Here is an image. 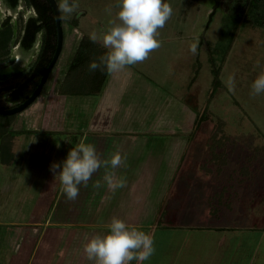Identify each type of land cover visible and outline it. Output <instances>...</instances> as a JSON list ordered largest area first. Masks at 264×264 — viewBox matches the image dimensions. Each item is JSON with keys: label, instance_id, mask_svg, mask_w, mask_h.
Listing matches in <instances>:
<instances>
[{"label": "crops", "instance_id": "0c3cea01", "mask_svg": "<svg viewBox=\"0 0 264 264\" xmlns=\"http://www.w3.org/2000/svg\"><path fill=\"white\" fill-rule=\"evenodd\" d=\"M190 53L192 63L186 72L187 81L181 83V91L167 86V92L160 89L161 84L165 86L164 81L170 73L160 76L157 81L153 76L140 70L141 75L129 66L119 73L108 75L101 93L95 95L98 97L94 110L86 121L65 119L57 126L60 131L34 134L36 141L42 143L41 149L50 154L54 162L64 160L69 149L79 142L71 133L78 128L89 129L85 133L88 142L95 144L101 154L113 146L115 151L126 155L125 163L116 169L117 174L126 177V186L113 194L108 191L102 178V187L95 189L93 178L87 188L81 186L77 200H85L93 192V199H96V193H100L104 198L106 195L107 200L102 202L103 199L98 198L93 204L94 211H86L91 213V218L62 221L64 223L61 224L81 223L71 229L82 233L91 229L92 232L88 234H92L96 229L106 231V225L116 216L132 227L140 226V230L152 236L155 248L154 255L143 264H264V161L255 165H238L239 157L230 168L232 159L228 157L226 164L215 162L216 158L210 157L206 147L200 152L201 157L189 165L186 153L195 147L194 142L199 143L194 135L189 136L198 112V48L196 55ZM21 63L20 54L14 51L0 73L2 81L18 75L23 68ZM178 86L181 87L180 83ZM88 96L93 95L65 94L61 100L72 110L79 106L85 108L90 101L85 98ZM191 102L197 106L195 109L190 108ZM109 128L113 132L106 131ZM145 133L148 139L144 137ZM205 139L207 143H204L208 144V138ZM180 153L182 156L178 158ZM188 168L192 169L194 180L192 178L191 183L187 182L190 185L180 188L179 181L188 177ZM42 171L43 175L44 169L39 174ZM146 175L149 176L147 182ZM55 193V209H47L45 217L38 224L41 226L35 223L31 225L32 239L28 242L20 229L33 221L29 218L26 221L18 220L16 215L0 217V264H29L32 259L20 262V254L25 251L26 244L30 245L28 255L33 254V245L39 238L38 248H43L42 240L48 242L45 233L52 228L44 223L52 224L49 219L52 211L53 216H62L73 206L76 214H79L80 209H76L75 204H81L76 200H66L61 193L60 182ZM102 206L105 207L106 219L95 220L97 216H102V209L99 211ZM17 222L21 223L18 231L12 229L8 233L4 230L5 224ZM43 225L44 230L41 231ZM57 248L58 254L68 250L65 246L57 245ZM61 248L64 250L60 251ZM79 248L83 250V246ZM49 252L47 260L56 262V258L52 257V248H49Z\"/></svg>", "mask_w": 264, "mask_h": 264}, {"label": "rangeland", "instance_id": "374dc122", "mask_svg": "<svg viewBox=\"0 0 264 264\" xmlns=\"http://www.w3.org/2000/svg\"><path fill=\"white\" fill-rule=\"evenodd\" d=\"M74 2L78 5V8L71 16L65 17V14L60 11L64 36L67 37L68 33L71 32L73 36L86 34L91 37L95 33L97 41L100 42L102 31L107 26L109 20L115 16L118 0H74ZM165 2L170 4L173 11L171 18L165 26L159 29L157 39L160 41L161 46L157 50L152 51L144 62L133 65L132 68L138 72L141 70L142 73L153 76L157 81V78L160 76L164 77V75L170 73V76L166 77L165 81L161 77L165 86L161 84L159 86L160 89L167 92V86L174 91H181V83L187 81L186 72L192 63L190 48L198 37L200 45L198 47L197 103L198 113H203L206 119L197 128L192 126L189 133L190 138L191 135H194L195 139L199 140V143L194 142L193 146L195 145V147L186 153L189 157V165L201 157L200 152L203 148L206 149V147L208 148L210 157L216 158L215 162H225L226 164L228 157L232 159L233 161L229 165L230 168L234 166V160L239 157L238 165H255L256 163L263 162L264 93L255 97L250 93L252 81L261 71V68L257 66V61L260 62V65H264V28L245 25L238 29L231 48L221 66V84L212 92V74L210 72V63L207 59L208 47L205 42H208L210 47H212L220 37V31L224 23V14L227 12L225 0H165ZM216 5L217 7L215 8ZM109 9H111V12H109ZM211 11H215V13L212 21L207 26ZM73 21H75L76 26L72 24ZM39 38L40 36L37 37L35 47L30 51L21 54V52L15 49V53L21 56L23 68L20 75L5 80L3 82L4 86H15L24 78L28 62L34 58L32 55L36 53V49L39 46ZM64 42L66 43V41ZM68 53L71 52L64 45L60 62L56 65L45 84L44 91L22 111L9 116L11 119L9 131L14 136L12 148L14 149L15 157L10 165L0 162V217L4 215V218H7L8 215L11 217L16 215L18 216V220L26 221L29 218L30 221H33L29 225L24 224L26 226L23 225L24 228L22 229L19 227L21 226L19 222L13 225H9V223L5 224L4 230L8 233L13 230L18 231V229L22 233L24 232V237L27 239L26 242L32 239L30 238L32 233L31 225L35 223L37 226H41L38 224L45 217L47 209H55V192L59 184L58 176L54 177V173L50 171V167L55 159H50V154H46L45 150L41 149L42 143L36 141V135L40 133L45 134V132L48 133L50 131H60V128H57V126L64 123L65 119L86 121L93 112L95 100L98 97L95 95L85 97L90 100L85 108L79 106V108L74 107L70 110L71 106L61 100L65 94L61 96L60 93L55 92V88L58 87L57 82L62 76L61 70H64L66 58L69 56ZM230 78H234L235 80L234 91H229L228 81ZM179 83L180 88L178 86ZM0 94V104L2 106H9L11 103L8 100L9 91H6L5 94L0 92ZM191 104V109L197 107L192 102ZM111 129L109 128L106 131L113 132V129ZM76 130V132H71L72 136L76 140H80L89 129L78 128ZM35 133L36 135H34ZM58 133L61 134V132ZM213 134L216 135L212 136ZM164 136L165 134L162 137ZM105 137L108 138L109 136ZM144 137L146 139L149 138L147 135ZM206 137L208 138V144H206ZM113 151H115L114 147H109L106 149V152L101 154L102 158H107L109 153ZM172 154L175 155V153ZM181 156L182 153L178 154V158ZM62 161H56L55 163L59 164ZM43 169L44 174L42 175L43 171L39 174ZM262 169H264V166ZM191 170V168H188V177H184L182 178L183 180L179 181L181 183L179 184L180 188L184 187V185H190L193 178ZM103 171L104 169L99 170L97 175H94L95 182L101 181L104 174ZM117 175L125 177L124 175ZM147 177L149 178V176L146 175V182ZM46 179L47 182L45 183ZM188 181L190 183H187ZM39 192L40 196L37 198L36 196ZM93 194L85 200L75 201L83 205L82 207L75 204V208L80 209L79 214H76L73 206L62 216H53L54 211H52V217L51 214L49 216L52 224H48V222L44 223L47 227L50 226L52 228L47 229L46 233L44 232L47 234L46 237L48 238L46 240L48 242H43L42 240L43 248H38L39 245L37 244L41 241L39 238L37 243L33 245V254L29 255L27 250L30 245L26 244L27 247L20 254L19 261L22 262L27 258L30 260L31 258L32 260L29 261V264L52 263L47 260L50 253L49 248H52V257L54 256L57 260L52 264H93L92 261L86 258L83 250L79 248L84 245L87 238L91 235L88 234L92 232L90 231L91 229H83L84 232L82 233L71 229L72 227L82 225L81 223L69 222V224H61L64 223L62 221H72L77 218L83 220L91 218V213H87L86 211H94L93 204H96L98 198L100 200L103 199L102 202L107 200V196L105 195L104 198L100 193H96V199H93ZM101 209L102 216H97L95 220L101 219L103 221L106 219V216H104L105 207L102 206L99 211ZM54 222L59 225H55ZM44 225L41 231L44 230ZM136 227L140 230V226ZM95 231L102 232L98 231V229ZM41 234L40 237L42 238ZM21 245L23 246L22 243ZM57 245L68 247V250L63 252L66 253L65 255H62L63 253L58 254ZM61 250H64V248H61Z\"/></svg>", "mask_w": 264, "mask_h": 264}, {"label": "clouds", "instance_id": "9594fccd", "mask_svg": "<svg viewBox=\"0 0 264 264\" xmlns=\"http://www.w3.org/2000/svg\"><path fill=\"white\" fill-rule=\"evenodd\" d=\"M59 10L65 17L71 16L78 5L74 0H60ZM115 16L109 20L101 34L100 42L106 49L99 62L91 61L89 69L106 70L109 74L119 73L126 67L144 62L149 54L161 44L157 39L162 29L172 16V7L165 0H118ZM111 12V9H109ZM93 42L97 36L90 37ZM199 39L191 45L190 51L196 55ZM257 66L261 71L251 84L253 97L264 93V65ZM229 91H234V78H230ZM70 143V142H69ZM126 155L119 150L102 158L97 146L88 142L83 135L79 142L69 149L62 163H53L50 171L58 176L61 193L67 201L73 202L80 195L81 186L87 188L94 174L104 169L102 180L111 193L126 186V177L117 175L116 169L125 163ZM58 170V171H57ZM102 187L100 181L93 185ZM83 252L93 264H137L150 260L155 253L151 235L132 227L119 217L113 216L106 225V231L94 232L83 245Z\"/></svg>", "mask_w": 264, "mask_h": 264}, {"label": "trees", "instance_id": "16d2710c", "mask_svg": "<svg viewBox=\"0 0 264 264\" xmlns=\"http://www.w3.org/2000/svg\"><path fill=\"white\" fill-rule=\"evenodd\" d=\"M26 2L27 5L34 6L36 15L30 17L26 23L21 18L16 31L11 25L0 29V68L6 64L10 48L18 42L19 37H21V44L29 48L35 42L36 34L41 32L39 51L28 63V68L25 70V76L21 82L15 86L6 87L3 84L4 81H0V92L5 94L6 91H9L8 100L13 103L12 106L24 101L32 93L56 47L55 18L49 2L47 0H26ZM56 2L59 4L60 0H56ZM225 5L227 12L224 14V23L219 39L212 47H210L208 42H205L208 47L207 59L210 63V72L212 74V92L221 84V66L231 48L238 29L245 25L264 28V0H225ZM214 13L215 11L210 12L207 26L212 21ZM72 24L76 26L75 21ZM64 45L71 53H68L69 56L66 58L64 70H61L62 77L57 82L56 92L70 95H99L109 73L106 70L101 71L99 69L92 71L89 69V64L94 60L99 62V57L105 54L106 49L100 42H93L86 34L73 36L71 32L68 33L67 37L64 36L63 32L62 51ZM62 51L50 70L45 84L56 65L60 62ZM45 84L40 93L44 91ZM0 107L5 106L0 104ZM9 116L11 115L0 114V162L6 165H10L15 157V152L12 148L14 136L9 131V126L11 125ZM205 119L206 116L203 113L196 112L193 127L197 128ZM215 135L213 134L212 136ZM4 150L5 152H3Z\"/></svg>", "mask_w": 264, "mask_h": 264}, {"label": "flooded vegetation", "instance_id": "af4514ba", "mask_svg": "<svg viewBox=\"0 0 264 264\" xmlns=\"http://www.w3.org/2000/svg\"><path fill=\"white\" fill-rule=\"evenodd\" d=\"M35 15H36V11H35L34 6L33 5H27L26 0H0V29H4L8 25H11L14 28V30L16 31V27L19 24V21L21 20V18H22L23 22L26 23L30 17L35 16ZM37 36H40V38H41V32H38L36 34V38H37ZM40 38L38 41L39 46L36 49V53L34 55H32V57L36 56L37 52L39 51L40 44H41ZM20 40H21V37H19L18 42L12 48H10L8 58H7V62H9V60L12 56V53L15 51V49L18 52H21V54H22L26 51L32 50L33 47H35L36 40L32 44V46L29 48L24 47L21 44ZM4 67L5 66H2L0 68V73H1V71L4 70ZM0 81H2L1 78H0ZM12 105H13V103H10L9 106L5 105V107H10Z\"/></svg>", "mask_w": 264, "mask_h": 264}, {"label": "water", "instance_id": "95a60500", "mask_svg": "<svg viewBox=\"0 0 264 264\" xmlns=\"http://www.w3.org/2000/svg\"><path fill=\"white\" fill-rule=\"evenodd\" d=\"M52 10H53V14H54V18H55V26H56V47L55 50L52 54V57L48 63V65L46 66L42 76L40 77V80L38 82V84L36 85V87L34 88V90L32 91V93L22 102H20L17 105L14 106H10V107H0V114L8 116V115H12L15 114L17 112L22 111L24 108H26L32 101L35 100V98L39 95L41 89L43 88V85L45 84L48 74L50 72V70L52 69V67L54 66L55 62L57 61L59 54L61 52L62 49V45H63V29H62V25H61V13L60 10L58 8V4L56 2V0H48ZM38 37V36H37ZM37 40V38H36Z\"/></svg>", "mask_w": 264, "mask_h": 264}]
</instances>
